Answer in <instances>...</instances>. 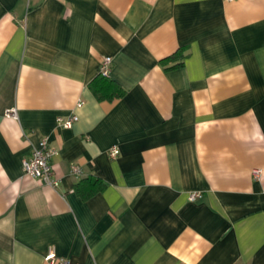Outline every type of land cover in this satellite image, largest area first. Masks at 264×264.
<instances>
[{
	"label": "crops",
	"instance_id": "crops-1",
	"mask_svg": "<svg viewBox=\"0 0 264 264\" xmlns=\"http://www.w3.org/2000/svg\"><path fill=\"white\" fill-rule=\"evenodd\" d=\"M104 56L111 101L89 89ZM42 137L55 187L22 171ZM88 176L104 187L83 199ZM51 246L72 264H264V0H0V264H50Z\"/></svg>",
	"mask_w": 264,
	"mask_h": 264
},
{
	"label": "built area",
	"instance_id": "built-area-1",
	"mask_svg": "<svg viewBox=\"0 0 264 264\" xmlns=\"http://www.w3.org/2000/svg\"><path fill=\"white\" fill-rule=\"evenodd\" d=\"M232 1V0H226ZM112 65V58L110 56H104L100 61L99 74L104 77H109L110 70ZM80 105V102L77 103ZM7 115L11 118L17 119V113L15 109L9 110ZM78 120V116L75 114H71L65 117H58L57 122L60 126L64 128H70L75 121ZM109 156L115 157L118 155L119 150L116 146H113L109 150ZM55 154V150L49 145L47 137H42L33 147L29 158H26L22 162V171L23 174L39 180L41 183L55 187L58 184V178L54 176L53 169L51 166V158ZM71 173L79 174L80 168L79 166H72ZM252 174L255 178H259L261 175V170L255 168L252 170ZM201 197L199 192L189 193L188 199L190 201H194ZM44 260L49 262L50 264H72L69 260L58 256L54 247H49L47 253L44 256Z\"/></svg>",
	"mask_w": 264,
	"mask_h": 264
},
{
	"label": "trees",
	"instance_id": "trees-1",
	"mask_svg": "<svg viewBox=\"0 0 264 264\" xmlns=\"http://www.w3.org/2000/svg\"><path fill=\"white\" fill-rule=\"evenodd\" d=\"M184 51L185 50L183 48L177 50V52H175L173 55L161 60V63L166 66L167 63L173 60L176 62V65L182 64L183 59L186 56ZM89 89L98 100L111 101L123 96L124 94V90L117 82L111 80L109 77H104L99 73L97 74L96 78L89 83ZM103 187L104 184L99 178L88 176L86 178L80 179L75 184L74 189L81 195L83 199H87L91 195L102 190Z\"/></svg>",
	"mask_w": 264,
	"mask_h": 264
}]
</instances>
